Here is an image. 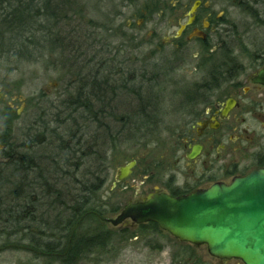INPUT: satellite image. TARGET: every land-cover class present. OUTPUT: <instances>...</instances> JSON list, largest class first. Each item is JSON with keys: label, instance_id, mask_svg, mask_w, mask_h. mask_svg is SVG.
<instances>
[{"label": "trees", "instance_id": "16d2710c", "mask_svg": "<svg viewBox=\"0 0 264 264\" xmlns=\"http://www.w3.org/2000/svg\"><path fill=\"white\" fill-rule=\"evenodd\" d=\"M81 1L0 0V41L9 38L7 51L5 42L0 44V62L20 67L56 57L58 69L66 70L60 82L74 89L55 106L53 122L44 111L29 128V139L3 140L9 159L0 164V242L9 246L15 239L35 259L52 264H89L107 249L113 234L105 230L102 219L108 211L99 198L109 154L129 142L131 132L153 134L151 127L157 125L149 87L157 76L145 78L146 70H126L129 66L121 69V62L109 66L112 58L100 56L90 43L95 34L90 26L89 34L77 32L79 26L67 31L82 16ZM227 1L264 27V0ZM75 33L88 37L85 50L73 39ZM93 67L92 73L85 71ZM41 150H48L49 158ZM88 162L92 167L86 169ZM93 225L98 228L90 230Z\"/></svg>", "mask_w": 264, "mask_h": 264}, {"label": "rangeland", "instance_id": "374dc122", "mask_svg": "<svg viewBox=\"0 0 264 264\" xmlns=\"http://www.w3.org/2000/svg\"><path fill=\"white\" fill-rule=\"evenodd\" d=\"M195 1L82 0L79 3L82 16L75 18V23L67 29L70 31L79 26L77 32H95L90 43L101 52L100 56L112 58L109 66L121 62L120 68L129 66L126 70H146L148 75L145 78L157 76L153 78L155 85L149 86L153 87L150 89L155 97L150 111L157 116L153 119L157 125L151 127L153 134L131 132L128 137L131 140L109 154L107 182L99 198L108 211L104 218L116 219L126 204L137 198L135 194L142 182H145L142 188L145 185L163 188L168 176H177L180 167L186 171L185 163L179 160L183 155V134L188 123L184 117L189 103L187 90L190 84L201 83L200 76L204 73L196 68L203 67L208 71L215 62L220 61V58H216L206 67L202 57L205 58L207 54L200 42L187 41V36L175 39L180 24L186 22ZM200 1L203 5L208 4L211 19L226 30L224 33L229 31L233 35L232 40L236 43L234 58H237L239 67L246 70L245 74H251L257 68L256 61L264 56V27L246 17L227 0ZM72 37L79 40V47L83 45V50L89 46L86 35L75 33ZM8 39L0 41V44L5 42L6 51ZM218 40V34L212 32L209 43L216 47ZM198 54L200 57L197 60L194 56ZM85 58L90 60L91 56ZM1 61L0 139H12L11 142L16 143L29 139L26 138L29 128L41 121L44 111L53 122V114L57 116L55 106L67 100L74 89L65 88L60 82L66 70L58 69L56 57H48L42 64L20 67L7 60ZM94 70L93 67L85 71L90 74ZM119 100L124 102L122 98ZM56 126L53 125L54 128ZM244 127L249 131H260L258 121L251 118ZM0 144L3 146V143ZM43 150L39 153L49 158V151ZM133 161H136V166L132 175L125 182L117 183L120 168ZM86 165V169L92 167L89 162ZM3 191L2 187L0 192ZM114 209H117L115 213L110 212ZM103 223L106 224L105 230L113 234V240L103 254L93 255L87 261L89 264H242L239 260L215 259L210 256L206 246L181 243L164 231L151 232L150 226L114 227ZM87 228L85 230H89ZM89 228L96 230L98 226ZM5 244L0 242V264H52L45 258L35 259L26 245L15 239L10 241L9 246Z\"/></svg>", "mask_w": 264, "mask_h": 264}, {"label": "flooded vegetation", "instance_id": "af4514ba", "mask_svg": "<svg viewBox=\"0 0 264 264\" xmlns=\"http://www.w3.org/2000/svg\"><path fill=\"white\" fill-rule=\"evenodd\" d=\"M207 5L201 1L193 23L186 26L180 36L178 32L175 35L177 40L187 36V41L200 42L207 54L205 58L202 57L206 67L220 58L211 70L196 68L201 72L203 70L201 83L190 84L187 90L189 103L184 117L188 123L183 134V155L179 160L185 163L186 171L180 167L177 176H168L163 188L146 185L142 188L145 184L142 182L135 194L137 198L128 202L125 208L145 203L150 197L161 193L182 197L208 190L218 183L229 185L236 177L264 168V85L253 83V79L264 71V56L256 61L257 68L251 74H245L246 70L241 69L237 58H234L236 43L232 40L233 35L229 31L224 33L226 30L211 19ZM188 19L180 24V28L187 24ZM214 31L219 37L216 47L209 43ZM199 57L200 54L194 56L197 60ZM249 118L258 121L259 132L244 127ZM0 143H3V146L0 144L1 164L8 162L9 151L3 139H0ZM198 147L199 153L190 160L189 155ZM150 225H156L161 230L157 224L136 225L131 220L126 221L125 226Z\"/></svg>", "mask_w": 264, "mask_h": 264}, {"label": "water", "instance_id": "95a60500", "mask_svg": "<svg viewBox=\"0 0 264 264\" xmlns=\"http://www.w3.org/2000/svg\"><path fill=\"white\" fill-rule=\"evenodd\" d=\"M200 6L201 1L193 4L178 36L193 23ZM253 83L264 85V71ZM199 151L195 148L189 159ZM135 166L133 161L120 168L117 182L127 180ZM128 220L136 225L157 224L181 243L206 246L210 256L218 260L264 264V168L236 177L229 185L218 183L182 197L157 194L145 203L125 208L116 219H103L114 227L125 226Z\"/></svg>", "mask_w": 264, "mask_h": 264}]
</instances>
